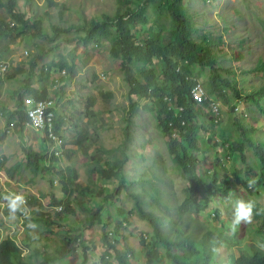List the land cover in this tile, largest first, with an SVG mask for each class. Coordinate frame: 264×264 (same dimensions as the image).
I'll list each match as a JSON object with an SVG mask.
<instances>
[{"label": "rangeland", "instance_id": "obj_1", "mask_svg": "<svg viewBox=\"0 0 264 264\" xmlns=\"http://www.w3.org/2000/svg\"><path fill=\"white\" fill-rule=\"evenodd\" d=\"M6 1L0 0V19L15 30L0 57L9 60L7 75L12 76L0 84V240L13 237L22 248L20 255L37 264H81L82 259L83 264H230L240 252L251 253L252 245L264 251L262 163L253 145V141L264 144V70H255L264 61V0H181L193 38L211 47L215 68L237 89L234 93L223 84L220 93H207L202 112L188 122L196 140L186 152L195 173L213 190L217 188L211 182L216 169L224 189L212 195L200 186L198 198L207 204L198 212L178 207L190 181L177 169L168 150L169 138L156 113L162 102L140 98L131 111L121 56L110 52L116 41L114 28L111 38L87 34L94 20L122 14L138 0H14L19 12L39 22V35H31L35 29L18 31V24L5 10ZM165 2L147 3L146 22L129 25L139 42L154 33L166 34L172 20ZM29 58L36 63L30 86L45 89L46 97L54 100L55 117L62 122L58 132L62 147L57 154L53 144L31 127L20 129L15 119L5 125L15 107L13 92L23 89L30 72ZM60 61L68 68L59 70ZM49 64H54L55 72L46 71ZM159 65V60L149 58L136 61L129 77L140 81V70L148 67L158 75ZM190 70L188 77L202 86L211 73L209 66L197 64ZM211 102L217 105V113ZM126 134L130 138L126 161L107 174L113 161L123 156ZM172 137L179 139V132L173 131ZM223 149L229 151L224 160ZM30 152L38 153L39 159ZM27 161L35 170L22 166L19 171L11 170L12 175L7 171ZM89 167L95 172L89 174ZM70 178L71 182L66 181ZM130 192L142 196L145 209L165 217L162 228L170 240L182 237L185 229L196 252H189L187 241L169 246L160 243L151 224L135 210ZM9 193L25 197V208L15 219L9 218L5 207L4 197ZM75 197L83 198L82 206ZM235 198L253 201V217L231 232L227 225ZM54 200L60 201V211L56 209L60 206L52 204ZM29 222L37 227L29 228ZM104 237L114 244L113 249H107ZM143 243L157 250L150 263ZM115 251L122 254L120 259Z\"/></svg>", "mask_w": 264, "mask_h": 264}, {"label": "trees", "instance_id": "obj_2", "mask_svg": "<svg viewBox=\"0 0 264 264\" xmlns=\"http://www.w3.org/2000/svg\"><path fill=\"white\" fill-rule=\"evenodd\" d=\"M154 0H138L134 8L128 9L122 14H115L113 18H110L108 15H103L101 21L94 20L91 23V26L87 30V34L91 38H111L112 31L116 32V41L115 45L111 47L110 52L114 57L121 56V68L123 74L127 77L128 82V91L127 96L129 99V109L133 111L136 108L138 100L141 98H154L161 105L156 110L157 118L159 124L161 125L163 131L169 138L166 142L168 150L171 154V157L179 171H183L185 175L189 177L190 186L185 188V197L182 202L179 204L180 210H185L187 212H198L206 206V199L202 200L198 198L199 187L204 188V193L206 194H216L217 192H224V189L221 187V180L218 178L217 170L213 172V179L211 182L217 184V188L213 190L210 189V183L205 184L201 180V176L195 173L194 164L191 162L190 155L186 152L187 148L192 146L195 143V137L193 131L188 122L190 119L195 117V115L200 111L202 112L201 106L205 104L206 100L202 103H196L190 97L189 91L191 86L194 84V79H191L190 66L197 64L200 66H209L211 73L208 77V80L203 82V86L206 93L212 94L216 92H221L223 84L230 86L232 92H237L234 84H231L229 81L224 80L221 77L218 70L215 68V57L211 47L206 46L204 41H196L193 38L192 25L189 17L185 12L181 10V0H166L165 9L170 15L172 20L171 26L168 28L164 36H160L157 33L152 34L151 37L145 38L144 43L139 42L134 38L130 32L129 25L134 21H140L141 23L146 22V17L144 13V6L147 3L153 2ZM5 10L11 16V18L18 24L16 27L19 29V32L28 31L35 29V33L31 32V35L40 34L39 22H35L27 18L24 13L19 12L15 8L14 0H7L5 4ZM112 27L114 28L112 30ZM15 30L14 26L10 27L3 19H0V57L3 52L7 49L8 36L11 34V31ZM2 49V50H1ZM38 56V55H37ZM149 58L151 60H159V74L156 75L152 67L144 68L140 70L142 79L140 81L129 77V69L133 63L139 60H144ZM178 61H181L178 63ZM28 64L30 65L28 71H30L23 83V89H16L13 93L15 95V107L11 110L10 114L5 118V125H9L14 119L16 126H19L20 129L24 127L22 121L25 119V115L21 111V98L25 94H31L35 98H45L46 91L44 88H33L30 86V75L33 73V69L36 66L34 58H29ZM57 68H68V65L65 61H60L57 63ZM54 64H49L46 67L48 73L55 72ZM255 70L261 71L264 70V61L258 63L255 66ZM9 73V71H8ZM6 77L11 78V75ZM5 77V78H6ZM263 91V90H259ZM111 94L108 93L107 96ZM167 96L171 99L173 104L183 106V111L180 113V116L176 113L175 109H168L167 102L163 100V97ZM252 97V96H251ZM253 98V97H252ZM163 100V101H162ZM233 109H231L232 111ZM183 118L184 124L180 125L178 120ZM62 125L60 117H55V130L60 131ZM240 125V124H239ZM240 129L243 130L240 125ZM177 130L179 132V139L172 137V132ZM245 134V133H244ZM2 138V135L0 136ZM249 140V137H247ZM130 141L129 135L126 134L123 140V146L121 152L123 156L113 161L112 168L110 171H107V174H110L113 169H118L121 164L126 161V155H124L125 150L127 149L128 143ZM193 142V143H191ZM81 143V141H79ZM186 144V145H185ZM192 144V145H191ZM254 150L262 163V170L259 176V181L264 185V144L260 142H254ZM84 147V152L86 154ZM239 151H242L241 145L238 146ZM29 154V153H28ZM30 155L39 159L40 155L36 152H30ZM87 155V154H86ZM89 160H93V156H88ZM55 158V157H54ZM243 158V155H242ZM94 164L99 165V162ZM31 168V163H16L7 169L8 172L12 175L11 170L19 171L21 167ZM89 174L95 172L94 168H88ZM201 177V178H200ZM66 179V181H70ZM135 202V210L137 211L140 218L148 221L153 230V236L160 243H165L167 246L172 244H182L188 242L190 245L189 252H196L193 246V239L191 235L185 233L182 237H176L172 240L169 239V235L163 230V223L165 217L162 215L155 214L149 209H145L143 204L142 196L136 192L129 193ZM75 199L80 203L81 199ZM29 201V200H28ZM33 201H29V205H32ZM35 204V203H34ZM53 205L60 206L59 200L52 201ZM59 204V205H58ZM82 206V203H80ZM63 208V207H62ZM34 210V209H33ZM61 210V209H60ZM59 210V211H60ZM37 212L36 210L33 211ZM168 212V211H166ZM39 217L43 215L38 212ZM94 214H97L96 211ZM99 219V216L98 218ZM169 219V217H168ZM48 221V219H47ZM171 222V220H169ZM117 232V230H115ZM177 235V234H176ZM178 236V235H177ZM35 239V235L33 237ZM106 241L107 249H113L114 244L110 243L107 237H104ZM117 239H115L116 242ZM70 239L68 240V244ZM105 243V242H104ZM146 251V260L151 262L158 253L157 250L151 247L150 243H143ZM252 252H240L238 256L232 257L230 264H264V251L260 247L252 245ZM22 248L17 245L13 239L6 237L0 240V264H37L29 263L24 257L20 255ZM37 252L34 250V253ZM115 255L120 259L122 254L115 251ZM85 259V257H83ZM48 257L43 258L42 260H47ZM83 262V259H82ZM81 262V264H83ZM85 264V261H84Z\"/></svg>", "mask_w": 264, "mask_h": 264}, {"label": "built area", "instance_id": "obj_3", "mask_svg": "<svg viewBox=\"0 0 264 264\" xmlns=\"http://www.w3.org/2000/svg\"><path fill=\"white\" fill-rule=\"evenodd\" d=\"M24 53L27 55L28 50L25 49ZM9 70V60L0 58V84L5 80ZM199 82L200 81H195L189 91L191 99L196 103H202L207 98L204 86ZM163 100L167 102L168 109H175L176 113L180 116V113L183 111V106L173 104L171 99L167 96H164ZM209 105L212 110L217 113V105L214 102H211ZM55 110L56 106L51 97L35 98L31 94H25L21 98V111L25 115L22 124L26 127H31L38 132L39 136L43 137L44 140L52 143V150L57 154L62 147V139L60 134L55 130ZM2 115L3 112L0 110V117ZM178 122L180 125H183L184 119L181 118ZM47 148H49L48 145ZM56 209L60 210L61 207H57Z\"/></svg>", "mask_w": 264, "mask_h": 264}, {"label": "clouds", "instance_id": "obj_4", "mask_svg": "<svg viewBox=\"0 0 264 264\" xmlns=\"http://www.w3.org/2000/svg\"><path fill=\"white\" fill-rule=\"evenodd\" d=\"M223 158H229V151L223 149ZM6 204L5 207L7 209V213L10 219H15L17 212L23 211L25 208V197L20 193H9L4 197ZM253 208L254 203L252 200H246L243 198H235L232 201V213L231 220L227 225L228 230L231 232H235L238 225L241 223H248L252 220L253 217ZM29 228H36L37 225L34 222H29ZM14 240V242L18 245L13 237H10Z\"/></svg>", "mask_w": 264, "mask_h": 264}]
</instances>
